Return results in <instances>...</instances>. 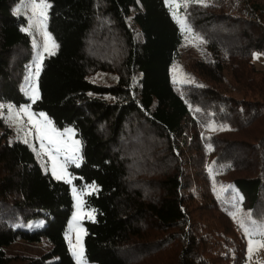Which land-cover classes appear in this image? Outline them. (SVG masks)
Here are the masks:
<instances>
[{"label": "trees", "instance_id": "obj_1", "mask_svg": "<svg viewBox=\"0 0 264 264\" xmlns=\"http://www.w3.org/2000/svg\"><path fill=\"white\" fill-rule=\"evenodd\" d=\"M17 1L0 0V104L20 106L31 102L21 87L31 37ZM47 1L58 48L44 60L32 105L81 140L82 163L70 171L78 188L97 189L85 196L95 214L84 221L86 259L245 264L238 205L217 193L213 175L264 221V71L254 61L264 57V0L183 4L203 40L188 63L194 81L183 84L172 68L184 34L167 0ZM98 72L115 81L92 80ZM9 134L0 136V264H77L66 237L70 184ZM18 243L31 251L10 252Z\"/></svg>", "mask_w": 264, "mask_h": 264}, {"label": "rangeland", "instance_id": "obj_2", "mask_svg": "<svg viewBox=\"0 0 264 264\" xmlns=\"http://www.w3.org/2000/svg\"><path fill=\"white\" fill-rule=\"evenodd\" d=\"M48 2V1H47ZM49 3V2H48ZM167 3L173 13L174 8L173 4H180V7L178 9H175L176 14L178 17L184 19L185 24L190 27L191 32H187L182 30L184 34V42L183 45L180 48V56L178 61L174 64L172 68V76L173 79L176 83L178 84H183V83H190L194 81L193 76L189 72V66L188 63L191 62L193 59L198 57L200 55V48L201 45L203 44V40L200 38L199 35L195 33V31L191 28V26L187 23L186 18L184 17V14L182 12L184 0H167ZM50 4V3H49ZM49 10L47 11V22H46V31L51 35L53 41L57 45V42L52 35V33L49 30ZM13 12L16 15H23L27 19V23L24 27V29H28L26 31L30 37H31V47H24L23 48V54L22 57L23 59H26L25 61V71L22 73L23 75V81H22V89L25 91V93L30 97L31 95L30 92L33 88L38 89L39 96H40V88H39V77L40 73L42 71L43 65H44V60L47 56H49L48 52H44L43 50V45L45 42V38L42 34V32L38 29V26L32 23V16L33 12L31 9V3L30 0H18L15 4H13ZM176 18V17H175ZM178 21V19L176 18ZM180 24V23H179ZM31 25V27H30ZM181 26V25H180ZM182 29V28H181ZM194 37H198L199 39H195ZM202 41V42H201ZM39 46V47H38ZM51 47V46H50ZM58 48V47H57ZM57 48L52 49L54 53L57 51ZM38 54H42V61L38 60ZM255 63L256 66L264 71V57L263 56H258V58H255ZM39 65L40 71L39 75H36V70L37 66ZM91 79L96 81V82H101V83H113L115 81V77L110 75L109 73H102L98 72L96 74H93L91 76ZM33 101L31 99L30 103H26L20 106L17 105H12L9 103H2L4 105V108H0V118H2L3 123L0 124V136L5 133L6 131H9V136L8 140L10 143H14L15 141H24V139L28 140V145L31 147V149L35 152L36 157L41 164L42 168L46 171L51 173L52 176V166H53V161L49 157L47 153L44 152L43 149L40 148V141L36 138L35 134V129L32 128L31 124L27 123V117L23 116L22 120L23 123L17 122L16 120H9L6 119L10 115L7 106L12 105L16 110H19L22 107H30V111L35 114L34 120H42V118L39 116L40 113L42 112H36L33 108L32 105ZM47 118L48 116L44 114ZM49 119V118H48ZM50 120V119H49ZM52 126L61 133H65L64 136L60 137L61 140L65 141L69 145H72V141H79V151L78 152H73V151H63L61 154L57 156L56 164H57V172L60 173V169L58 165L63 164L66 169V175L64 176L63 180L67 182L69 179L71 180V183L67 182L70 184L71 189H72V194H73V199H74V210L73 214L69 220V225H68V232H67V242L69 244V249L77 262V264H96V263H91L89 262L86 257H85V246H84V237L86 234V229L84 226V221L86 220H94L95 214L91 209H88L85 205V196L87 193H90L92 190L90 187H85L84 189L78 188L75 183H74V177L71 174L70 171V166L75 165L77 166L76 163L71 162L70 157L73 155L77 156L79 158V164L82 163V143L81 140L78 138L76 130L74 127L69 126L64 129H58L54 126L52 123ZM6 128V129H5ZM9 130H8V129ZM29 129H32V131L29 133ZM71 129V133H67L66 130ZM26 133H28L26 135ZM47 143V142H45ZM50 147V146H49ZM72 147H75V145H72ZM53 155L56 156L57 154L53 151ZM55 177V176H54ZM56 178V177H55ZM213 181H214V187L217 189V193L221 197H225V195H231L233 198V202L237 203L238 209L235 214V220L238 224L239 232L244 236L246 243H247V261L245 264H264V247H259L257 248L252 254L251 257L249 258V253H248V248H249V242L250 240L252 241H262L264 242V237H262L258 231H255L256 228L261 224L257 220H254L251 218V220H254L257 222L256 225H252L251 221L249 219V213L246 211V209L243 208L241 205V201L243 199L241 193L239 190L236 188V186L233 183L227 182L226 180L213 175ZM75 189V192L73 191ZM89 214H91L92 218H89ZM74 217L76 219H74ZM241 221L248 226L250 229H253V234L251 236L246 235L244 228L241 227ZM264 222V221H263ZM75 246V249L73 248ZM27 247L30 246H25V245H20V243L12 246L10 249V252L16 253L18 251L28 253L31 250L28 249ZM35 247V246H33ZM36 247H49V245H44L42 246L37 245ZM81 247L83 250V256H82V261L77 259V255H74V251L79 254L81 251ZM34 253H39L42 252L41 249L36 248L32 249Z\"/></svg>", "mask_w": 264, "mask_h": 264}, {"label": "snow or ice", "instance_id": "obj_3", "mask_svg": "<svg viewBox=\"0 0 264 264\" xmlns=\"http://www.w3.org/2000/svg\"><path fill=\"white\" fill-rule=\"evenodd\" d=\"M198 3H203V0H196ZM31 3V9L33 12L32 16V23L38 26V29L42 32L45 42L43 45V50L44 52H48L49 55H54V51L52 49H55L58 47V45L55 44L53 41L51 35L46 31V22L48 19L47 16V11L51 7V5L47 2V0H30ZM180 7V4L176 3L173 4V16L178 19V22L181 25L182 30L191 32L190 27H188L185 24L184 19L180 18L177 16L175 9H178ZM184 7H187V0H185ZM31 27V25H30ZM24 31H28V29H23ZM195 39H199L198 37H194ZM202 42V41H201ZM51 46V47H50ZM39 47V46H38ZM257 54V58H258ZM42 54H38V60L42 61ZM40 67L39 65L37 66L36 70V75H39ZM31 99L33 102H35L37 99H39V92L38 89L33 88L30 92ZM5 106L0 104V108H4ZM8 111L10 115L6 117V119L9 120H16L17 122L23 123L22 117L26 116L27 117V123L32 125V128L35 129V134L36 138L40 141V148L44 150L45 153L49 155V157L53 161V166H52V173L56 177V179H64V176L67 174L65 166L63 164L58 165L60 169L59 174L57 172V156L61 154L63 151H73V152H78L79 151V141H72V145H75V147H72V145H69L65 141L61 140L60 137L64 136L65 133L58 132L53 126L51 120H49L44 113H40L39 116L42 118V120H34L35 114L30 111V107H22L19 110H16L12 105L7 106ZM199 111V109H197ZM212 130H215L213 127ZM32 131V129H29V133ZM67 133H71V129L66 130ZM28 133H26L27 135ZM24 143H28L27 139H24ZM47 142V143H45ZM50 146V147H49ZM53 151L57 154L56 156L53 155ZM71 162L76 163L77 166L79 164V158L75 155L70 157ZM67 182L71 183V180L69 179ZM91 188L92 191H96L95 185L88 186ZM75 192V189H73ZM89 218L91 217V214H89ZM74 219H76L74 217ZM249 219L251 221L252 225H256L257 222L254 220H251V217L249 215ZM241 227L244 228V231L246 235L251 236L253 234V229H250L248 226H246L242 221H241ZM255 231H258L259 234L264 237V222H262L258 228L255 229ZM259 247H264V242L262 241H252L250 240L249 242V248H248V253H249V258L251 257V254ZM75 249V246H73ZM74 255H77V259L82 261V256H83V250L81 247V251L79 254H77L74 251ZM83 264V262H82Z\"/></svg>", "mask_w": 264, "mask_h": 264}]
</instances>
